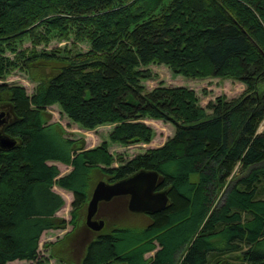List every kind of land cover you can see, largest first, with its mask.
Listing matches in <instances>:
<instances>
[{"label": "trees", "instance_id": "obj_1", "mask_svg": "<svg viewBox=\"0 0 264 264\" xmlns=\"http://www.w3.org/2000/svg\"><path fill=\"white\" fill-rule=\"evenodd\" d=\"M54 34L90 48L38 49ZM151 63L246 88L205 107L188 86L145 87ZM17 69L37 84L0 83V133L16 140L0 146V264L37 260L44 231L77 226L98 175L140 169L159 172L167 206L97 234L81 264H264V0H0V79ZM54 104L87 129L115 124L122 145L152 141L148 118L175 132L114 166L107 141L86 148L52 121ZM56 184L73 191L70 220Z\"/></svg>", "mask_w": 264, "mask_h": 264}, {"label": "rangeland", "instance_id": "obj_2", "mask_svg": "<svg viewBox=\"0 0 264 264\" xmlns=\"http://www.w3.org/2000/svg\"><path fill=\"white\" fill-rule=\"evenodd\" d=\"M23 45L25 47L32 46V42L29 38L25 39ZM69 47L74 53L79 51H86L90 48V43L78 42L73 46L72 40H67L59 37L58 35H52L51 41L49 44H42L38 49H47L51 50L55 47ZM149 68L153 76L151 78L142 79V84L145 85L148 89H152L155 86L164 84L167 86H177L184 85L190 88H193L199 98L200 103L203 106H207L208 103L218 95L226 94L228 98H233L239 96L246 88V85L234 78H224V77H202V78H193L187 77L183 74H178L173 71L169 66L159 63H151L150 65L144 67ZM49 70V69H48ZM3 81L10 84H19L27 88L28 93H33L37 82L34 81L29 73L17 69L14 70L11 74L7 75L6 78L0 79V83ZM209 112L210 109H207ZM49 111L52 114V121L61 122L63 127L67 131V136L72 138H84L86 148H92L100 145L104 141H107L110 146V151L114 154L116 160L114 166L123 164L127 162L132 157L138 153L144 152L147 148L157 147L162 145L169 136H172L175 132V125L170 121H165L163 119H145L149 125L154 129V136L152 141L149 143H135L130 145H122L120 143L112 142L109 138V134L113 129L115 124H103L94 129H87L80 126L78 123L70 119L65 113H63L62 108L59 104H54L49 107ZM5 112L2 110L1 113ZM7 122V121H6ZM0 125V130L2 129ZM264 126L262 125L260 131L263 130ZM2 131V130H1ZM0 131V132H1ZM122 156L124 162H121L118 157ZM50 163H55L59 166L61 174H67L73 169L72 165L66 164L62 161H49ZM80 176V172L78 174ZM101 176V177H100ZM103 175H98L97 181L101 179ZM95 180V185L96 182ZM94 185V186H95ZM54 189L56 192L60 193L64 198L63 206L57 211V215L65 217L67 220L71 219V210H72V201L74 198L73 191L55 185ZM88 205V204H87ZM87 215V207L83 210L82 215L77 226H72L68 223L65 228H52L43 232L41 236L40 244V254L37 260H24L17 259L9 262L8 264H39L38 260H45L44 264H81V259L85 253V248L88 245L89 241L93 239L97 234L102 231H109L115 226H121L126 224L136 223L140 221L139 215L131 213H123L119 216H114L107 214L105 215L107 224L100 231H89V236L84 240L81 245V249H77L78 240L81 239V224L85 223ZM174 237V235H173ZM83 239V238H82ZM47 243V245H46ZM126 248V247H125ZM154 255V251L148 252L147 257Z\"/></svg>", "mask_w": 264, "mask_h": 264}, {"label": "water", "instance_id": "obj_3", "mask_svg": "<svg viewBox=\"0 0 264 264\" xmlns=\"http://www.w3.org/2000/svg\"><path fill=\"white\" fill-rule=\"evenodd\" d=\"M0 115V125L7 119ZM16 140L0 133V146L11 148ZM161 181L157 170L140 169L133 174L114 182L104 179L99 180L92 192L87 205V223L95 230H100L105 225V220H95L99 204L105 200H111L115 196L128 195L127 209L134 213H155L164 209L169 201L168 189H159Z\"/></svg>", "mask_w": 264, "mask_h": 264}, {"label": "flooded vegetation", "instance_id": "obj_4", "mask_svg": "<svg viewBox=\"0 0 264 264\" xmlns=\"http://www.w3.org/2000/svg\"><path fill=\"white\" fill-rule=\"evenodd\" d=\"M128 198H129L128 195H119V196H115L111 200H108V201L105 200V201L100 202L98 212L95 215L94 219L95 220L104 219L105 220L104 227H105L107 224L105 215L110 214L114 216H119L123 213H129L127 209ZM100 230H95L91 226H89L87 223V216H86L85 223H83V225L81 224V234H80L81 239L78 240L77 249H81L82 246L79 245V243H82V240L84 242V240L89 236V231H100Z\"/></svg>", "mask_w": 264, "mask_h": 264}, {"label": "bare ground", "instance_id": "obj_5", "mask_svg": "<svg viewBox=\"0 0 264 264\" xmlns=\"http://www.w3.org/2000/svg\"><path fill=\"white\" fill-rule=\"evenodd\" d=\"M89 225V224H88ZM90 226V225H89Z\"/></svg>", "mask_w": 264, "mask_h": 264}]
</instances>
